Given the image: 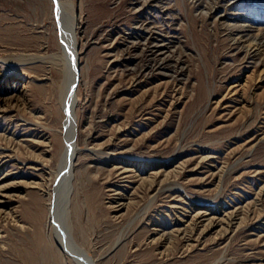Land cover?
<instances>
[{"label": "rangeland", "instance_id": "1", "mask_svg": "<svg viewBox=\"0 0 264 264\" xmlns=\"http://www.w3.org/2000/svg\"><path fill=\"white\" fill-rule=\"evenodd\" d=\"M232 1L218 18L227 0H64L80 46L70 221L97 264H264V0ZM233 7L253 25L235 27ZM55 12L0 0V79L21 77L24 93L0 101L15 185L0 264H69L49 227L64 120ZM209 207L219 224L196 219Z\"/></svg>", "mask_w": 264, "mask_h": 264}, {"label": "bare ground", "instance_id": "2", "mask_svg": "<svg viewBox=\"0 0 264 264\" xmlns=\"http://www.w3.org/2000/svg\"><path fill=\"white\" fill-rule=\"evenodd\" d=\"M54 1L56 3L55 14L58 18L59 29H60V55H58L57 57L60 59L59 60L60 67H61L60 71H61V74L63 75V80H62L63 82L59 84L60 88L58 89L59 90L58 96L61 100V107L64 112V115H63L64 120H63V131H62L63 144L61 146L62 148L58 156L59 157L58 167H57V170L55 171L53 182L51 183L52 188H51V191L49 192V196L51 200L50 202L51 206L49 208L50 209L49 227L51 228L54 234L53 236L55 237L57 241V244H58L57 247H59L61 253L66 257V260L69 264H97V260L92 255H90L88 251L77 242L73 234L72 224L70 221L71 220L70 219L71 217L70 202H71L72 193L74 191V178H75V170H76V165H77L76 162L78 160L79 149H80L78 146L80 131L78 127V116L76 112V107L79 103V98L77 96V85H78V80H79V69H80V46H79V37L77 34L79 20H78V16H76L72 10L67 11L64 5V0H54ZM219 1L221 2V0ZM227 1H228L227 4L224 5L225 7L223 6L224 8L223 10L220 9L218 5H215L213 7L212 12L215 13L218 18H222L221 16V14L223 13L222 11L226 10L225 8L228 7L229 1H232V0H227ZM241 1L243 0H233L232 2H234L235 4ZM73 6L74 5H72V7ZM229 8H232V7H229ZM234 8L235 7H233V9ZM236 9L238 8H235V11H233V14H234L233 25L235 27H237L240 30H244L245 28H247V26L253 25L254 23L253 21L248 19L242 13L237 12ZM53 61H54V58H53ZM0 77H3L1 72H0ZM18 78L20 79L21 77L14 76L12 78L9 77L7 79V81L12 80V82H14L13 84L10 82L8 83L6 81L4 82V78L0 79V101L10 102L11 100L16 99L19 95L24 94L22 92L20 93L19 91L23 89L22 88L19 89L20 87L16 85L20 81L18 80ZM1 82L3 83L1 84ZM3 109L5 108L3 107ZM46 151H49V149H46ZM7 161L8 160H4L3 162H0V212H4L5 210H7L6 208L8 207L7 205L9 204V201H10L9 198L13 195L14 192L12 193V191H13V187L15 186L14 183H9V182L4 181L7 175V172L5 171ZM39 162L40 161H38V159L32 161V163H34L35 166H40ZM42 169H44V167H42ZM127 170L129 169L123 168L120 171L121 173H125ZM44 171L45 170H43L42 172ZM51 178H52L51 173L47 171V175L41 178L42 182H39L40 180L34 181V182L40 185V184H43V182L44 183L50 182ZM120 205H124V203H121ZM213 213H214L213 209L209 207L205 210L198 211L195 214L196 215L195 217L199 221L206 220V222L208 221L210 224H214V223L217 224L218 221L221 219H219L220 217H218L217 215ZM223 220L225 221V219ZM172 228L174 229L175 227H172ZM181 229L183 230L184 228H179V230ZM167 232L170 233V230Z\"/></svg>", "mask_w": 264, "mask_h": 264}]
</instances>
